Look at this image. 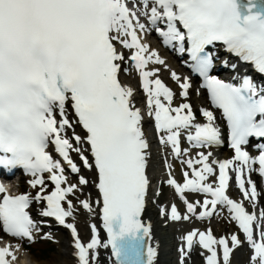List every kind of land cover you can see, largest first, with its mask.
Segmentation results:
<instances>
[{
  "label": "snow or ice",
  "instance_id": "1",
  "mask_svg": "<svg viewBox=\"0 0 264 264\" xmlns=\"http://www.w3.org/2000/svg\"><path fill=\"white\" fill-rule=\"evenodd\" d=\"M152 31L166 47L188 52L192 71L202 77L211 105L227 122L232 158L215 159L212 151L193 157L181 148L182 137L191 148L219 147L222 133L211 110L201 108L206 122H196L187 102L192 84L171 71L184 101L174 106L176 93L160 78V67H152L168 66L143 42ZM215 44L264 76V0H0V232L10 238L0 247V264H15L26 254L24 243H58L43 230L51 227L49 219L70 231L74 264H96L100 248L111 249L115 264H155L159 245L146 246L151 226L141 219L151 187L145 113L136 106L135 90L119 78L133 69L159 144L170 147L187 169L180 183L165 158L166 184L186 208L181 214L175 203L170 210L161 206L165 226L193 218L211 221L226 209L244 236L243 241L235 233L217 238L210 227L194 228L180 237L179 264H189L197 247L204 264H230L244 243L251 250L250 264H264V207L257 212L261 193L252 179L253 174L264 178V86L249 75L239 84L211 75L214 58L207 49ZM251 138L258 141L255 156L247 150ZM73 152L84 168L96 171L95 200L78 195L90 181L79 175ZM60 158L78 183H69ZM16 169L27 177L30 191L11 195L3 179ZM233 173L241 200L227 195ZM188 193L203 200L192 202ZM160 195L158 189L154 197ZM101 204L107 241L101 242L93 223L85 243L76 215L93 214ZM33 205L39 220L31 215Z\"/></svg>",
  "mask_w": 264,
  "mask_h": 264
},
{
  "label": "bare ground",
  "instance_id": "2",
  "mask_svg": "<svg viewBox=\"0 0 264 264\" xmlns=\"http://www.w3.org/2000/svg\"><path fill=\"white\" fill-rule=\"evenodd\" d=\"M166 64L167 66H169L170 62L167 61ZM153 67L162 68V66H159V65H155ZM171 71H175L179 75L181 74L180 71L174 69L172 66H170L168 70L169 74ZM122 74L125 75L123 72ZM127 76L128 78H132L134 84L136 85V87L134 88L135 89L134 100L136 102V106L141 107L145 113L143 127H144V130L147 131L146 137L148 138L150 142V151L152 154L151 161H150V167L148 169L149 176L151 177L153 185H158V186L162 185L164 187V191L161 193L159 197H154V193H155L154 188L150 191V205H149V209L147 210V214H146L148 224H151L153 226L152 229H153V234L155 236V241H154L155 246L157 243L159 245L158 256L155 261V264H179L180 253L178 249L180 246L176 244V240L174 238H176L180 234V232L185 233V232L191 231L194 228L200 229V230H206L208 228V224H207V221L202 222V221H198L195 218H193L190 221L168 222L167 225L165 226V219L162 218L160 214L161 206L168 207V209L170 210V205L175 203L177 205L178 210L181 212V214H184L186 211L184 204L179 200L173 188L169 187L170 193H165L166 191L165 186L167 185L166 181L168 179L167 169L164 163L165 158L167 159V162L170 165L176 160L179 161V165L177 164L176 168H172L175 179L177 178L180 179L177 172H180V171L183 172L182 170H180V167H185V170L187 169L185 165L181 164L179 159H176L173 157V155L171 154L170 147L165 149L166 147L161 146L159 144V141L157 139V136H156V133L153 127V122L146 115V98L140 88L138 74L133 69L131 73ZM171 81L173 82L172 79ZM164 83L166 84V82ZM166 85L168 86V84ZM192 97H193V93H191V98L188 100L191 101ZM181 100H182L181 97L175 96L174 102H173L174 106H178ZM69 113H70V118L74 119L75 117L71 113L70 108H69ZM76 131L82 136L84 135L83 131L81 130L79 126H77ZM186 143L188 142L186 141L184 137H182L181 138V148L182 149H184L183 147H184V144ZM84 148L87 149L88 145L85 144ZM199 151H205V152L212 151L213 158L218 159V160H224V159L230 158L229 154H226L225 156L221 155L222 148L196 149L195 154H192L191 156L195 157L197 152ZM85 155L88 156L89 161L92 162V157L90 155V152L85 151ZM71 157L75 163L80 165L79 167L81 169L83 168L85 177L90 181V183L87 186L83 187V195L79 193L78 195H80L81 199H84L87 194H91V197L93 198V200H95L96 198H98V193L94 185L91 183V181L95 180L96 175H97L95 169L93 168L91 171H89L88 169L84 168L83 162L80 160L79 155L77 153L75 152L71 153ZM68 180L70 183L71 180L70 179ZM186 197L192 202H195L197 198H199V200L201 201L203 200V197L198 194L188 193L186 194ZM69 199H72V197H69ZM154 200L155 202H153ZM73 202L75 203V200H73ZM101 208H102V204L95 206V210L93 214H88L81 210L76 215L75 224H76L78 233L80 237L82 238V241L85 243L88 242L91 238L90 225L93 223L97 227L99 239L101 240V242L103 243L107 241L106 234L103 231V221L101 219V216H102ZM182 208H185V210H183ZM32 210H33L35 219L39 220L40 217L37 215V209L35 205L32 206ZM199 210L200 209H197V211ZM214 217H218V220L222 222V226L224 224H227V226H230V228L233 226V222L230 221L229 216L226 215L224 212L222 213V215L214 216ZM69 222H72L71 218H69ZM210 228L212 229L214 236L217 238L222 237V235H224L227 232L225 227H222V229L218 227H210ZM43 230L45 232H48V231H52L53 229L44 228ZM160 230L162 232L164 231L166 232L165 233L166 237H163L162 236L163 234H158V231ZM234 233L237 234L239 238L241 239L239 235L240 233L236 229H234L233 234ZM65 235H66L65 240H63L62 237H60L59 235H53L56 241H58V243H56L58 252L47 260L38 258L37 252H35L32 248L28 249L25 246H22V248L27 249L30 252L29 254L33 255V261L31 264H74V258L71 255L72 248L70 247V244L72 242L70 231L66 230ZM0 236H1V232H0ZM196 249L198 250L197 252H195ZM196 249L192 253L193 255L191 256V260L189 264H201V262L198 259L194 258L195 253L200 252L199 247H197ZM98 252H99V255H98L96 264H113V261L109 254V249L100 248L98 249ZM236 252H237V249L234 251V253L231 256L230 264H247V263L235 262L233 260L235 258ZM238 256L236 258H242L240 257L242 255H238ZM247 262L249 263L250 259H247Z\"/></svg>",
  "mask_w": 264,
  "mask_h": 264
},
{
  "label": "rangeland",
  "instance_id": "3",
  "mask_svg": "<svg viewBox=\"0 0 264 264\" xmlns=\"http://www.w3.org/2000/svg\"><path fill=\"white\" fill-rule=\"evenodd\" d=\"M208 224L211 225V226L222 227V226H220V223L217 222L216 219H214L212 221H209ZM56 232L62 236V239L63 240L66 239V235L64 234L65 231H63V230L62 231L61 230H56ZM228 232H229V227L227 229V233ZM32 248H33V250L35 252H37L38 258L46 259V260L49 259V258H51L54 254H56L58 252L55 243L50 242V241L49 242H44V243L36 244ZM238 252L239 253H246V250L243 247L242 248L240 247L238 249ZM25 253L26 254L23 255V256H21V258L18 259L15 262V264H31L32 263V261H33V255L32 254H29L27 252H25ZM17 255L20 256L19 253ZM240 257H242V256H240ZM235 260L239 262V261L242 260V258H238V260L237 259H235ZM200 261H202V259H200Z\"/></svg>",
  "mask_w": 264,
  "mask_h": 264
},
{
  "label": "clouds",
  "instance_id": "4",
  "mask_svg": "<svg viewBox=\"0 0 264 264\" xmlns=\"http://www.w3.org/2000/svg\"><path fill=\"white\" fill-rule=\"evenodd\" d=\"M5 187H6V188H9V186H8V185H5Z\"/></svg>",
  "mask_w": 264,
  "mask_h": 264
}]
</instances>
